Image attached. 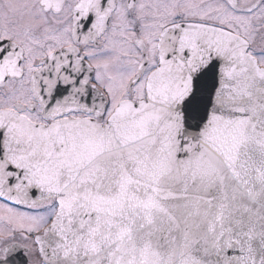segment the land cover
Here are the masks:
<instances>
[{
    "label": "snow or ice",
    "instance_id": "obj_1",
    "mask_svg": "<svg viewBox=\"0 0 264 264\" xmlns=\"http://www.w3.org/2000/svg\"><path fill=\"white\" fill-rule=\"evenodd\" d=\"M0 264H264V0H0Z\"/></svg>",
    "mask_w": 264,
    "mask_h": 264
}]
</instances>
